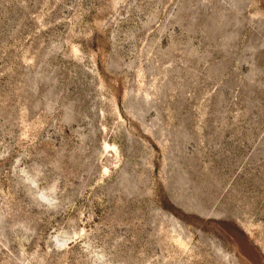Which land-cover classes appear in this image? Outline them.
I'll return each instance as SVG.
<instances>
[{"label":"rangeland","instance_id":"1","mask_svg":"<svg viewBox=\"0 0 264 264\" xmlns=\"http://www.w3.org/2000/svg\"><path fill=\"white\" fill-rule=\"evenodd\" d=\"M0 264H264V0H0Z\"/></svg>","mask_w":264,"mask_h":264}]
</instances>
